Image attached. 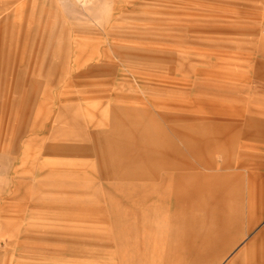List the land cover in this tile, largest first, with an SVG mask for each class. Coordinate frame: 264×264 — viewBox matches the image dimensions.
<instances>
[{
	"label": "rangeland",
	"instance_id": "rangeland-1",
	"mask_svg": "<svg viewBox=\"0 0 264 264\" xmlns=\"http://www.w3.org/2000/svg\"><path fill=\"white\" fill-rule=\"evenodd\" d=\"M227 201L264 264V0H0V264H193Z\"/></svg>",
	"mask_w": 264,
	"mask_h": 264
},
{
	"label": "crops",
	"instance_id": "crops-1",
	"mask_svg": "<svg viewBox=\"0 0 264 264\" xmlns=\"http://www.w3.org/2000/svg\"><path fill=\"white\" fill-rule=\"evenodd\" d=\"M231 212V213H230ZM235 212V214H234ZM242 209H240V204L238 202H235V204L233 202L227 201L226 204V215L224 217V227L221 228L220 231H209L208 232V238H211L210 240L212 241H208V244L204 246V249L206 251H209L208 253H206V256L204 257V259H198L197 257V261L195 259V261L197 262V264H218L220 259L222 257H224L227 252L230 250L231 246H230V242H231V238L234 234V232L238 233V229L240 228V225L243 223L244 221V215H242ZM236 215L238 220L234 219V216ZM232 218L231 223H234V225H237V229H232V228H228V225L230 224L229 218ZM235 220V221H234ZM251 223L253 221H250ZM217 239V240H216ZM211 249H219L221 256L220 258L217 259H211L208 256L210 255V251ZM194 262V263H196ZM193 263V264H194Z\"/></svg>",
	"mask_w": 264,
	"mask_h": 264
},
{
	"label": "bare ground",
	"instance_id": "bare-ground-1",
	"mask_svg": "<svg viewBox=\"0 0 264 264\" xmlns=\"http://www.w3.org/2000/svg\"><path fill=\"white\" fill-rule=\"evenodd\" d=\"M49 6V5H48Z\"/></svg>",
	"mask_w": 264,
	"mask_h": 264
}]
</instances>
